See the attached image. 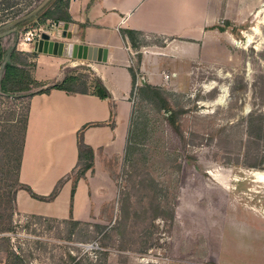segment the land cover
Returning a JSON list of instances; mask_svg holds the SVG:
<instances>
[{"label":"rangeland","instance_id":"rangeland-1","mask_svg":"<svg viewBox=\"0 0 264 264\" xmlns=\"http://www.w3.org/2000/svg\"><path fill=\"white\" fill-rule=\"evenodd\" d=\"M263 9L261 0L256 10L259 20L231 30L234 62L224 67L226 71L196 72L182 81L181 88L141 89L135 76L127 144L103 160L118 188L117 200L103 205L101 220L78 224L36 220L29 229L19 227V238L32 240V264H70L68 256L81 264H128L159 248L169 256L176 194L182 166L187 164L196 167L187 169L188 178H194L196 171L206 179L232 181L234 197L228 207L258 211L264 220V179L257 177L264 173ZM48 10L55 14L44 20L40 16ZM66 12V0H0V85L8 66H13L7 89H19L0 94V132L22 133L31 94L57 84L80 93H95L99 87L95 61L42 58L44 53L26 42L27 36L41 40L45 34L54 42L66 39ZM52 21L59 22L58 26ZM133 41L139 51L142 46L164 44L162 39L139 35L133 36ZM39 66L50 70L48 78L63 73V79L49 86L37 83L33 75ZM136 67L139 70L138 64ZM87 164L82 162L75 178ZM183 182L192 191L200 189L194 180ZM217 201H210V207H224ZM27 217L30 215L19 213L15 221L26 226ZM23 241L17 243L27 248ZM0 264H4L3 254Z\"/></svg>","mask_w":264,"mask_h":264},{"label":"crops","instance_id":"crops-1","mask_svg":"<svg viewBox=\"0 0 264 264\" xmlns=\"http://www.w3.org/2000/svg\"><path fill=\"white\" fill-rule=\"evenodd\" d=\"M260 2L72 0L70 20L63 21L67 37L60 42L108 50L107 62H93V67L109 98L57 89L30 98L19 181L44 198L58 184L61 186L52 201H40L19 190L18 212L77 222L101 220L98 217L103 205L118 197L116 183L103 160L127 144L135 76L141 89L181 88L182 81L193 78L196 72L226 71L224 67L234 62L230 48L235 37L231 30L249 20H259L256 10ZM129 31L135 36L162 39L164 44L142 46L140 52ZM47 56L65 58L40 57ZM137 64L139 70L135 69ZM48 74V68L39 66L33 77L49 86L64 75L48 78ZM80 141L93 150L94 162L84 177L75 178ZM187 169L196 167L182 166L170 255L164 256L159 248L128 264H264V220L258 211L228 207L234 197L232 181L206 179L196 171L190 172L194 178H188ZM184 180H194L200 189L192 191L185 187ZM210 201L224 207H210Z\"/></svg>","mask_w":264,"mask_h":264},{"label":"trees","instance_id":"trees-1","mask_svg":"<svg viewBox=\"0 0 264 264\" xmlns=\"http://www.w3.org/2000/svg\"><path fill=\"white\" fill-rule=\"evenodd\" d=\"M72 0H66V18L63 21H69L68 7ZM61 9V8H60ZM58 8V11L60 10ZM55 13L48 10L45 14L40 17H43L44 20H49ZM220 31H224V28L218 27ZM128 36L133 41L134 33L129 31ZM15 72L13 66H8V70L4 76L2 84L0 85V94L9 93L10 91H18L19 89H7V84L9 82L10 73ZM99 81V80H98ZM17 85V82H12ZM66 90L60 87L58 84L54 85L44 92L38 94H47L51 90ZM23 91V90H22ZM72 93H80L66 90ZM88 93V92H87ZM96 95L101 99L109 98L108 92L101 81H99V87L96 89ZM36 94H31V97ZM170 124H173L174 113L170 115ZM22 133L15 134L14 136L10 135L8 132H0V146H1V157H0V254L4 255V264H32L30 257L32 256V251L29 250V244L32 242L31 239H22L19 238L18 229L19 227L29 229L33 222L36 220L47 221L52 218L41 217L37 215H30L26 218V226H21L20 223L15 221V217L19 214L17 209L16 196L19 190L27 191L31 197L40 200V201H52L58 195L61 184L55 188L50 196L47 198L37 196L28 186H25L19 181V174L22 164V155L24 150V143L28 125V115L25 120L22 121L21 126ZM86 126L85 128H87ZM84 128V129H85ZM88 152H84V151ZM88 161V164L85 166L84 170L81 172L79 177H84L86 172L91 170L94 162V152L91 148L84 145L81 141L79 142V164L78 168L81 166L82 162ZM77 168V169H78ZM13 176V180H11ZM78 177V178H79ZM74 193V191H73ZM30 220V221H29ZM74 224H78L77 221H73ZM73 234V233H72ZM74 235V234H73ZM20 240H24L23 243L28 244L27 248L19 246L17 241L20 243ZM70 258V264H81L77 258L68 256ZM89 264H93V261Z\"/></svg>","mask_w":264,"mask_h":264},{"label":"water","instance_id":"water-1","mask_svg":"<svg viewBox=\"0 0 264 264\" xmlns=\"http://www.w3.org/2000/svg\"><path fill=\"white\" fill-rule=\"evenodd\" d=\"M36 51L44 54L74 59L107 62L108 50L97 47L82 46L74 43L54 42L49 35H43L35 44Z\"/></svg>","mask_w":264,"mask_h":264},{"label":"built area","instance_id":"built-area-1","mask_svg":"<svg viewBox=\"0 0 264 264\" xmlns=\"http://www.w3.org/2000/svg\"><path fill=\"white\" fill-rule=\"evenodd\" d=\"M53 22V24L55 23V26H58V24H59V22H54V21H52ZM39 40H37L36 38H34V37H31V36H27V38H26V42L27 43H29V44H36L37 42H38Z\"/></svg>","mask_w":264,"mask_h":264},{"label":"bare ground","instance_id":"bare-ground-1","mask_svg":"<svg viewBox=\"0 0 264 264\" xmlns=\"http://www.w3.org/2000/svg\"><path fill=\"white\" fill-rule=\"evenodd\" d=\"M254 31H256V30H254ZM249 43H251V38L248 39L247 43H245V47H246V44H249ZM219 101H220V100H219ZM257 177H258V178H263V179H264V173H257Z\"/></svg>","mask_w":264,"mask_h":264}]
</instances>
